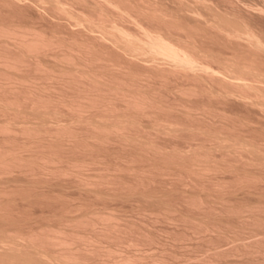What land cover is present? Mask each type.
<instances>
[{
	"label": "bare ground",
	"instance_id": "1",
	"mask_svg": "<svg viewBox=\"0 0 264 264\" xmlns=\"http://www.w3.org/2000/svg\"><path fill=\"white\" fill-rule=\"evenodd\" d=\"M261 121H264L263 0H0V264H174L175 261H172L173 263L170 262L169 259H167L168 255H165L166 253L173 255L174 252L162 249L163 252L160 253L159 250V254H155V251H153V253H151L152 256H149L148 253L150 254V252H147L146 255L150 257L148 258L144 254L146 251L143 253L142 249H140V245H143V242L148 238V233L145 232L146 229L143 231L142 227L143 223L144 225L147 224H145L144 221L143 223L140 221L143 218L140 220L136 218L142 225H137L136 222L133 224L131 223L133 222V218L131 219L129 217V219L126 220L128 217L118 212L119 210L121 211V205L117 208L108 207L105 206L108 204L107 200L105 199L103 202V199H100L101 197L109 198V204H111L110 202L112 200H110V198L118 199V197H120L123 198V202L125 199H132L131 196H129L130 193L122 195L125 189L124 186H126L125 184H130V182H125L126 180L123 179L125 171L122 173L123 170H120L122 168L115 166L116 163L111 160V157V163H115L113 166H115V170L118 168L119 172H113L112 169L105 170V168L110 166V163L106 165L108 167H106L105 164H103V166L101 165L102 161L106 160L108 163L109 160L101 159V157L104 158V156L99 154V152H101L100 150H105L106 146L110 148V146H112L109 145L111 141L110 144H114V146L116 142H120L119 145L121 144V147L123 144L124 147L126 146L125 144H127L124 148L125 151L119 149L114 150H119V155H121V153L124 154L122 156L116 155L117 158L120 157L123 159V157L127 155L125 152L129 146L128 144H132V146L133 144L134 146L136 145L137 148H140L142 151L144 150L143 152L149 151L147 154L151 152L154 157H156L155 154L159 155V157L157 156L159 159H152L150 155H143L134 147L132 149L137 150L138 153L140 152L139 154L140 156L142 155V159L132 157L133 150L131 151L130 146L128 149L129 152H127L131 153L129 154V157L131 155V161L133 158H135V161L137 159L141 161L144 158L143 156H149L151 157L148 158L149 161L150 159L153 162H158L157 160H159L163 163L162 160L165 159L163 156L166 157V161L171 162L170 160H172L171 158L173 157L179 159L176 155H182L183 157L186 155L188 159L181 156L183 160L181 158L179 160L182 161L180 162L181 164H184L186 159L188 160L186 162L187 165L185 164V168L188 166L187 170L183 168V165V167L181 166L180 168V163L178 164L179 161L175 163V159L172 160L173 162L171 163L178 165L181 170L184 169V173L187 172V175L189 172L188 170L191 169L189 173H192L194 177L197 176L196 179H193L191 174H189L188 176L193 180L198 179V175L195 172L199 173V178L204 181L205 177L203 175L208 177L212 173L209 171L210 168H212L211 171L213 170V173L215 169H220L222 164L226 166V168H224L225 166L222 167L224 169H227V166L229 170H231L230 167L235 169L236 166L234 167L233 162L237 164L240 160L238 158L237 162H224L223 160H225L226 157L229 159L228 154L236 157L241 156L242 160L246 158L244 163L255 164V167L252 165L255 169L257 168V164L262 167L264 166V149H262L264 145H261L262 138L264 137L262 135L264 134H257V132H264V128L262 129L264 123L262 124ZM256 123L262 125L261 131L254 129L256 131L255 135L257 134L260 138L254 136V133L248 135H253L256 140L257 138L259 140L261 139L260 143L255 139L254 141V137L248 139V137L244 136L245 132L241 130L244 134L242 136L240 131L241 127L242 129H244L243 127L249 128ZM260 124L259 126H261ZM254 127L259 128L258 124L257 126L254 125ZM252 129L250 130L252 131ZM235 130L236 133H240L236 134ZM254 130L253 132H255ZM246 131L248 130L246 129ZM163 138H166L167 142L170 138H173V141L174 138L176 141L177 138H182L181 141L186 140L187 145L184 144L185 146L183 147L182 144L180 146V144H177L175 141L173 142L174 145L171 144V147L170 142H168L170 148H167L165 144L168 143H165L166 140ZM156 139L164 140L163 143H165V146L162 145V143L158 144L159 142H157L158 140ZM197 140L201 142L198 143ZM112 141L114 143H112ZM103 144H105V146ZM175 144H177V147H173ZM100 145L103 146L101 147ZM119 145L115 147L118 148ZM67 146L68 148L70 147L71 150L68 149L69 151H66ZM94 146L101 147H98L100 150L97 152V156H100L98 158L95 156L97 159L102 160L101 162L94 161L96 159L95 157V159L93 157L89 158L90 161L87 159L88 154L86 153H89L91 150L89 152L86 151L92 149ZM60 148L61 152H69L72 156L76 154L73 158L70 154V156L65 158V155L68 154L65 152L64 156L63 153L60 154L61 152L59 153L58 151ZM73 148L80 150H75ZM95 148L92 150L96 155L95 150L97 148ZM109 148L108 151L105 150V153L107 151L109 155H111L113 153H110ZM112 149L113 146L111 150ZM73 150L75 153H73ZM81 150H84L83 152L85 153H82ZM217 150L223 152V156L221 155L222 157L227 154L226 157L219 159ZM77 151H79V154L81 153L80 155H85L87 158H84V156L80 158ZM93 153L91 151V154ZM212 153L215 154V157H213ZM244 153L245 155L250 154V158L247 156H245V158L242 157ZM77 154L79 158H77ZM113 155L114 158H116L115 154ZM217 155L218 157H216ZM88 156L92 155L89 153ZM136 156H138V154ZM160 156H162V159ZM167 156L169 158H167ZM234 156L231 160L237 159ZM126 157L128 160L125 157L124 160H127L126 162L129 163L130 159L128 155ZM117 158L113 160L118 162ZM218 159L224 163L221 162L222 164H220V162L217 161ZM134 160L131 162V167L129 165L130 163H123L125 166L129 165L131 170L133 168L135 170L138 168H132V166H134ZM165 160L163 161L166 165ZM140 161L137 162L142 164ZM147 161L146 163H148ZM90 162H96V165L94 163L95 167L98 166L100 162L99 165L102 166L99 169L100 173L99 170H97L99 167H96L98 174H95L97 172L94 169H91L93 170L91 172H94V174H91V167L88 168L87 166ZM106 162L104 161L103 163ZM143 162L144 165H146L144 160ZM120 163L121 162L117 164L122 166ZM139 163L138 167L141 166ZM151 164L149 165L151 166ZM238 164H242V161L240 163L238 162ZM246 164H243L245 165L243 166L245 170L237 167L245 171V173H243L244 176L248 170ZM144 165L143 168H145ZM149 165H147V167ZM173 165L171 164V166ZM86 166L89 170L85 173L84 170L87 169ZM113 166L111 164L110 167L113 168ZM167 166L170 165L167 163ZM248 166L250 167V165ZM122 167L123 169L125 168L124 166ZM156 167H159V164L155 166V169ZM102 168L107 172L110 170L118 176L115 175L116 177H113L114 175L110 172L111 176L107 172V174H103L105 171L102 170ZM127 168L128 167H126L125 170H128ZM149 168L152 169V166L148 167L146 171H143V169L137 172L143 171L146 175ZM165 168L167 169L168 167L165 166L163 169L160 165L159 171L165 173ZM263 168L261 171H258L261 168L256 169L258 173L260 172V175H257L258 173L256 170L253 172L257 174H251L252 171L248 170L252 176L245 177L249 179L252 177L253 182L256 179L259 180L262 177L261 174L263 175L264 173ZM162 169L165 171L163 172ZM168 169V171L172 173L173 170H175L174 168H172L173 170L171 171L170 168ZM177 169L178 168H176L174 173H176ZM156 170L158 171V168ZM192 170L193 172H191ZM236 170V173H234L233 170H231L233 173L231 171L229 173L236 177L234 174L241 172L240 170H237L239 172ZM88 172L90 174H88ZM117 172L122 174H120L121 177ZM128 172L126 173L128 174ZM130 172L133 173L134 171ZM137 172L134 173L136 174ZM221 172L218 170V173ZM249 172L247 174H249ZM143 173H139V175L138 173L137 175L131 174L129 176L140 177L141 174L143 177ZM158 173L159 172H157V174ZM180 173H183V171H180ZM152 174L154 175V173L146 176L144 175L143 179L140 177L142 179L140 184L144 182V178L147 181L145 184L148 183V180H150L152 176L148 179L146 177ZM157 174L153 177L156 178L155 176H157ZM159 175H161V173ZM211 175L210 177H212ZM72 176L76 177V182H71L72 184H70L69 181H75ZM127 176L128 175H126V177ZM183 176L185 175L183 174ZM215 176L222 182V179L217 177V175ZM215 176L213 175V178ZM55 177H59L60 179L61 177H64V179H66V177H71V180H62V182H69V185H65L66 183L56 184L59 182L54 184V180L57 179ZM118 177L120 181L123 180L122 183H124L123 189L120 191L117 190L118 187L120 189V186H122L119 184L121 182L117 179ZM131 177H127V180L129 181V178L132 179ZM168 177L169 176H166V178ZM202 177H204V179ZM49 178L53 179L50 180ZM108 178H110L111 182V185L107 184L109 187L112 186L114 179H116L115 181L118 180V187L115 189L113 186L116 184L114 185L113 183L111 188L107 186L108 190L103 192L106 186L102 184L108 182ZM136 178L138 180V177ZM208 178L204 181L206 184L210 182ZM236 178H240L239 175ZM262 178L261 181H264V175ZM218 179L216 181L217 183H219ZM249 179H246L245 182L241 179V184L251 182ZM48 180H53V182L48 183ZM199 180L198 182L201 183L202 186L203 182ZM210 180L213 181L214 179L211 178ZM258 180L256 181L258 182ZM130 181L132 182V180ZM151 181L153 180L149 182ZM224 181L223 179V182ZM232 181L234 184L238 179H235V181L233 179ZM232 181L228 182L232 183ZM133 182L136 184L135 177L133 178ZM216 182H211L209 184L214 185ZM220 183L219 185L221 187L222 184ZM237 183H240V181ZM262 183L264 182H261V184ZM99 184L101 185V189L102 186H104L103 190L95 186H100ZM134 184L132 183L133 186ZM132 185L130 186L133 187ZM216 185L219 186L218 184ZM224 185L225 183L223 186ZM176 187L177 186H175V188ZM220 187L217 188L221 189L222 187ZM98 188L101 191L97 190ZM113 188L116 190L115 195L112 193L114 192ZM21 189H23V191L28 190L29 192L24 191L23 193ZM110 189H113V191ZM146 189L144 188V190ZM186 189L188 188L186 187ZM129 190L130 189H125L126 192H130ZM137 190L139 189L137 188ZM134 191H136V189ZM14 192L18 194H16L17 198L21 197L20 199H22V201L27 200L26 202L29 204L26 206L28 208L33 202L31 199L37 197L35 196L33 198L32 195L35 194L40 195V197L43 196L42 200H45L48 196L49 198H60L63 200L64 206L68 204H65L64 201L69 200V198L80 200V198L83 197L81 201L88 203V201L86 202L88 198L84 197L86 194L87 196L89 195V200L92 195L99 199L97 200L93 197L92 201H89V203L95 204V206L90 204L91 207H89L90 205H85L84 202L83 205L78 201L82 208L83 206L87 208L86 210L83 209L84 211L81 212L79 210L80 205L76 204V206H74L76 201H73L74 205L72 202V204H68L73 205V210L70 205V209L67 208L68 210L65 209V211L61 212L62 214L59 213L60 215H57L58 219L55 215L52 216L57 220H54L56 222L52 221L54 223H51V221H49V223L44 222V220L46 221V212L45 216H41V213H38L39 215L35 214L34 216L32 211L33 207L29 210L32 211V214H30L29 211H26L27 213L23 211L19 212L22 209H18V205L15 201L19 203L17 200L20 199H14L16 197L13 194ZM20 192H22L21 194H26V198H24V195V197L21 196ZM118 192H120L121 195L116 196ZM27 193L29 194L27 195ZM190 193L191 192H189V195ZM258 193H255L254 197L256 196L257 198L258 195L263 196V194ZM146 194L145 195L148 196V192ZM184 194L188 195V193H183L181 196H183L182 198L187 203L189 202L188 199H191L190 204L192 208L194 205H199V207L202 206L201 203L204 206L206 203V209L210 206V202H208L209 206L207 205L206 198L204 200L202 199L205 195L199 197V194L197 197L203 200L204 203L195 197L198 195V192L196 195L195 193L193 195L195 199H197L196 201L194 198H189L192 197L193 193L188 197L186 195L185 197ZM12 195L14 196L12 197ZM79 195H82V197H79ZM133 195L135 194H132L135 200V196ZM145 195L143 194V196H140H142V199L149 197H144ZM155 195L157 194L155 193ZM158 195L157 199L153 196L156 201L160 199ZM168 195L170 194L168 193ZM28 196L31 202L28 201ZM262 196L259 197L263 198L264 196ZM49 198H46V200L51 201L53 199L51 198L48 200ZM84 198H86V200H84ZM151 198L149 197L148 200H154L153 198L151 200ZM177 198L178 197H176V199ZM227 198L228 197L225 199L227 200ZM38 199L41 198L38 196ZM133 199L129 201H134ZM257 199L256 203L258 201ZM96 200L99 203L101 201V204L104 206L100 205V207H96V204H98L95 203ZM116 200L115 202H117ZM141 200H139V202L135 200L136 204L139 203L142 205L141 203H143L142 206H144L146 199L145 201L143 200V202H140ZM261 201L262 199H260V202ZM38 202L39 201L36 203ZM105 202H107V204ZM118 202L120 203V201ZM220 202L222 203V201ZM253 202L255 203V201ZM10 203L15 205V207L13 205V207L9 206L11 205ZM22 203L24 204L25 202ZM187 203H185V205ZM252 203H250L251 206L248 205L249 203L246 204V206L253 207ZM213 204L214 202H212V206H210V208H212H209L210 210L213 209ZM259 204L262 203L258 202L257 206H259ZM58 205H61L62 208L64 207L62 203ZM131 205L134 206L133 202ZM170 205L164 204V206H168V208H164L161 204L160 208L161 206L163 207L162 212L163 209L164 212H168L170 210L169 207L171 208ZM180 205L179 207L183 208ZM263 205L261 206L263 207ZM40 206L41 205H39V208ZM47 206L49 207V205ZM123 206L124 204L121 207ZM19 207H21V205ZM202 207H200L201 212L204 211ZM233 207L235 206L233 205ZM11 208L18 209V212H15L14 209L12 210ZM55 208L61 211L59 207ZM64 208H66V206ZM82 208L80 209L82 210ZM136 208L138 209V206ZM143 208L139 207V209L144 210ZM177 208L178 207L175 209ZM200 208L198 209L199 211ZM244 208L246 210L247 207ZM259 208L257 207L258 210ZM41 209L40 210L43 211L44 208ZM166 209L168 210L166 211ZM236 209L240 211L241 207L240 209L238 207ZM257 209H255V211ZM47 210L49 211L50 209ZM74 210L78 212H74ZM249 210L255 212L252 208ZM249 210L247 211L248 213ZM262 210L264 212L263 208ZM34 211L36 213V210ZM71 211L74 212V215ZM257 211L256 214L259 213L260 215V211H258V213ZM13 212H15L14 214H16V216H13ZM206 212L208 211H205V213ZM178 213L176 212V215ZM165 214L166 213H164V215ZM173 215L175 214L173 213ZM253 215L255 216L254 213ZM259 215L257 216L258 219L260 217ZM263 215L260 217L262 220ZM38 216H41L40 218L44 220L40 221ZM139 216L143 217L141 215H138V217ZM160 216L163 215L160 213ZM186 216H184V218ZM215 216H217V214ZM252 216H250V219ZM48 217L47 221L52 220L51 216L49 217L50 219H48ZM230 217L232 216L228 218ZM195 218L197 217L190 218L187 216L185 221L187 219L189 222H186L191 223ZM201 218H203V216ZM201 218H199L200 221ZM130 219L131 222H129ZM190 219L193 220L190 222ZM206 219L205 220L208 221L207 224H209V222H211L209 221L210 219ZM181 220H183V218ZM195 220L192 223H195V226L196 224L200 225V223H196L198 221ZM202 222H204V220ZM202 222V227H198L203 230ZM205 223L204 227L207 228L209 225L207 226ZM214 223L217 224V222ZM258 224H260V221ZM133 225L137 226L133 227ZM213 225L215 224L210 225L212 228H207L208 231L209 229L213 230V228H215ZM189 226L193 228L192 225ZM84 227H87L89 230H86ZM224 229H226V227L223 228V230ZM200 230L201 229H199V232L201 233ZM245 231L246 230H244V232ZM144 232L147 238L142 240V238L146 237ZM151 232H153V230ZM125 234H127V238L124 237L127 240V244L123 242L124 245H126H123V248L133 246L132 250L129 249L131 247H128L129 250L126 248L125 250L121 245L119 246L117 244L116 238L126 236ZM262 235H264V232ZM262 235L259 237H262ZM122 237H120L119 240L124 239ZM259 237L257 239L253 237L252 241L249 239V243L255 242L256 240L258 241L257 243H259ZM151 238H154V236H151ZM261 239H264V237ZM115 241L116 243H114ZM246 241L245 243L241 240L237 242L238 244H240L239 242H241V244L244 243L247 247L249 244ZM260 242L262 243V241ZM118 243L123 244L120 243V241H118ZM257 243L256 246L254 243V246L249 245L250 247H255V250L249 248V246V249L247 248L249 251L252 250V253L255 251L256 253L254 255L256 256L260 254V252H263V250L260 251L261 246ZM209 244H211V241ZM232 244L234 246V243ZM231 246L232 245L229 247L232 250L227 249L228 247L226 246L227 253L230 255L224 254L225 257L227 258L232 254H234V258L238 256L242 257L239 254L242 250L237 251V249L241 248L237 245L234 246L236 248ZM262 246H264V244ZM163 247L164 245L161 248ZM216 247H214L215 249H213V251L216 250ZM243 247V251L246 252L247 249L245 248L244 250ZM233 249L236 250L233 251ZM261 249H264V247ZM219 250L221 253L222 248L217 249V251ZM226 250L224 248V252L222 253H226ZM156 253H158V251ZM176 253H174V255H176ZM218 253L219 252L216 254ZM210 254L216 256L215 252ZM210 254L208 253L207 257L204 254L202 259L205 257L208 261ZM243 254V256H247L245 253ZM246 254H248V252ZM250 254L251 251L248 255L253 259L254 255L252 254L253 257H251ZM220 255L222 256V254ZM220 255L218 256L219 259L221 257ZM183 257L181 258L180 256L178 258H180L179 260L184 259L183 263L186 264L188 261ZM240 257L238 258L240 259ZM187 258L190 260V256ZM215 258H217V256ZM230 258L231 257H229V259ZM199 259H201V257ZM199 259H196L198 260L196 262L199 263ZM204 259L203 261H206ZM209 260L212 259L209 258ZM190 261L188 264L191 263ZM213 261H211L212 264H217L219 262L216 263ZM179 262L175 264H180L181 262ZM230 262L227 264H230ZM208 263L210 264V261Z\"/></svg>",
	"mask_w": 264,
	"mask_h": 264
},
{
	"label": "rangeland",
	"instance_id": "2",
	"mask_svg": "<svg viewBox=\"0 0 264 264\" xmlns=\"http://www.w3.org/2000/svg\"><path fill=\"white\" fill-rule=\"evenodd\" d=\"M263 1H264V0H263ZM261 122H262V124L264 123V121H261ZM257 124H258V127H259V128H257V127L255 128V127H254V125L257 126ZM259 124H260V123H256V124L252 125V126H253V129H252V126H250L249 128L252 129V131H251L249 128H247V127H243L244 129H242V127H241V128H240V131L242 130L243 132H245V133H244L245 135H244V134L242 133V131H241V133H242L241 135H242V136L244 135V136L248 137V139H250V138L252 139V137H254V136L260 138L257 134H259V133H261V134L263 133V134H264V132L261 131V127H262V125L260 124L261 126H259ZM245 128H246L248 131H246ZM263 128H264V126L262 127V129H263ZM254 129H256L257 131H261V132H257V134L255 135L256 131H255ZM259 129H260V130H259ZM244 130H245V131H244ZM249 130H250V131H249ZM253 130H254L255 132H253ZM237 131H239V130H237ZM263 131H264V129H263ZM78 132H79V131H78ZM235 133H236V130H235ZM238 133H240V132H237L236 134H238ZM246 133H247V135H246ZM253 133H254V136H253V135L249 136L250 134H253ZM78 134H79V133H78ZM248 134H249V135H248ZM261 134H260V135H261ZM262 136H264V135H262ZM258 138H257V140H256V138L254 137L253 140L255 139L256 141H258V143H260L261 139L259 140ZM263 138H264V137H263ZM263 138H262L261 145H262V144L264 145V143H263V142H264V141H263L264 139H263ZM158 139H159V138H158ZM158 139H156V140H158ZM161 139H162V138H161ZM163 139L166 140V138H163ZM168 139H169V138H168ZM179 140L181 141L182 138H181V139H178V138H177V141L175 140V138H174V141H173V138H172V139L170 138V140H169L168 142H170V146H171V147H172V145H174L173 142H175V141L177 142V144H180V146H181V144H182L183 147H184L185 145H187L186 140L181 141V142H183V143H181ZM198 140H199V139H198ZM198 140H197V141H198ZM255 140H254V141H255ZM163 141H164V140H158L157 142H159L158 144L162 143V145H164L165 143H168L167 140L165 141V143H163ZM193 141H196V140H193ZM193 141H192V142H193ZM171 142H172V143H171ZM179 142H180V143H179ZM199 142H201V141H198V143H199ZM107 143H108V142H107ZM107 143H105V144H107ZM110 143H111V141H110ZM110 143H109V145H112V146H113V149H112L113 151L111 150L112 146H110V148H109V146H106V147H105V150L108 151V148H109L110 153L112 152L113 154H115V157H116V158H117L116 155H118V156H122V155H124V154H122V153H121V155H119L118 152H119V150H121V151H122V150L125 151L124 148L127 146V144H125V145H126L125 147L123 146L124 144H123L122 147H121V144L119 145L120 142H119V143L116 142V143H115V146H117V145L120 146V147L118 146V148H116V147L114 146V144H110ZM112 143H114V142L112 141ZM194 143H197V142H194ZM205 143H208V142H205ZM105 144H103V145L105 146ZM171 144H172V145H171ZM177 144H175V146H173V147H177V146H176ZM184 144H185V145H184ZM103 145H102V146H103ZM128 145H129L128 148H127V151H128V152H129L128 149L130 148V146H131L130 149H131V151L133 150V151H132L133 153H135V151H136L135 154L132 153V155H133L132 157H137V158H139V159H142V155L140 156V154H139L140 152H141L143 155H144V154H145V155H150V156L152 157V159H154V158L157 159V158L159 157L158 154H155L156 157L152 156L153 153H151V152H150V154H147V153H149V151H148V152L145 151L146 153L143 152L144 150L142 151L140 148H137L136 145L134 146V144H133V146H132V144H128ZM165 145H167V146H166L167 148H168V147L170 148L169 143H168V144H165ZM165 145H164V146H165ZM261 145H260V146H261ZM100 146H101V145H100ZM102 146H101V147H102ZM95 147L98 149L99 146H94L92 149L94 150ZM101 147H99V148H101ZM134 147H136V149H138V151H140V152L138 153L137 150L132 149V148H134ZM263 147H264V146H263ZM96 148H95V149H96ZM103 148H104V147H103ZM114 148H115V149H114ZM122 148H123V149H122ZM64 149H65V147H64ZM68 149H70V147L68 148V146H67L66 151H67ZM73 149H75V150H80V149H76V148H73ZM92 149H89L88 151L85 150V151H86V152H89V151L91 150L92 153H93L94 151H93ZM97 149L95 150V151H96V152H95L96 155H95L94 153H93L94 155L91 154V151H90L89 153H90V155H92V156H88L89 153H86V154H88V155H87L88 158L85 157V155H83L84 158L89 159V158H91V157L94 158L95 156H97V155H98L97 152H99V150H100V149H98V150H97ZM116 149H119V150H118V151H114V150H116ZM262 149H264V148H262ZM62 150H63V148H62ZM70 150H71V149H70ZM105 150H104V149H103V150H100V151H101L102 153H104L105 155L102 154L101 152H99V154H100L101 156H104V158L101 157L102 160H103V159H108V160H109L108 163L106 162V160H104L106 163H103L104 161L97 159L100 155L97 156V158L95 157L96 159L94 158V159H95L94 161H96V162H97V161H100V162L102 161V163H101L102 166H103V164H105V166H106V165H108L109 163H110V164H109L110 166H111V164H112V166H113V164L116 163L115 166H117V167L119 166L118 168L121 167L122 169H120V170H123V172H122V171H120V172H122V173H124V171H125V173L128 172L129 168H130L131 165H132L131 162L135 159V158H133L132 161H131V159H130L131 155H130V157H129V154H131V153H128L127 151L125 152V154H127V155H128V158L130 159V160H129V161H130V162H129L130 164H129L128 162H126V161L128 160L127 157H126L127 155L124 156L127 160H124V157H123V159H121L120 157H118V158H117V159H118V162H116V160H113V159H116V158H114V155H113V154L109 155V152H107V151H106V153H107V154H106V153H105ZM58 151H59V153H60V152H61V148H60ZM68 151H69V150H68ZM81 151H82V150H81ZM81 151H80V152H81ZM83 151H84V150H83ZM83 151H82V153H85V152H83ZM103 151H104V152H103ZM131 151H130V152H131ZM217 151H218V150H217ZM64 152H65V151H62L60 154L63 153V156H64L65 153L68 154V155H65V158H67V156H70V155H71L69 152H68V153H67V152L64 153ZM70 152H71V151H70ZM78 152H79V151H77V153H78ZM116 152H117V154H116ZM215 152H216V151H215ZM215 152H213V153H215ZM73 153H75L74 150H73ZM123 153H124V152H123ZM213 153H212V154H213ZM218 153H219V154H218ZM218 153H215V154H218V155H219V157H218V155L216 156V157H218L219 159H220V158H225L226 155H227V154L225 153L226 155H225L224 157H222V156H223V154H222L223 152L218 151ZM220 153H221V154H220ZM69 154H70V155H69ZM75 154H76V153H75ZM75 154H73V156H74ZM78 154H79V153H78ZM78 154H77V155H78ZM80 154H81V153H80ZM80 154H79V155H80ZM137 154H138V156H136ZM215 154H213V157H215V156H214ZM246 154H247V153H246ZM77 155H76V156H77ZM79 155L77 156V158H79ZM221 155H222V156H221ZM228 155H229V159H228V157H226L227 160H226V159L223 160L224 162H225V161H226V162H230V163H232L233 161H236V162H237V161H238V158H239V160H240V161H238L239 163L242 161V164H238V162H237V164H236L235 162H233L234 167H235V166H236V167H235V169H232V168L230 167V169L233 170L234 173H236L235 170H236L237 167L243 168V166H245V165H243V164H246V163H244V160L246 159L245 156H247L248 158H250V154H248V155H249V156H248V155H245V153H244V156L242 155V157H244L245 159L242 160V159H241V156H240V157H236V156L233 155V156H234L235 158H237V159H235V160L232 159V160H231V158H232L233 156H231L230 154H228ZM71 156H72V155H71ZM73 156H72V158H73ZM83 156L80 155V158H83ZM139 156H140L141 158H140ZM157 156H158V157H157ZM162 156H163V155H162ZM162 156H160L161 159H162ZM176 156H177L179 159L181 158L182 160H183V158H187V159H188V156H186V155H185L184 157H183L182 155H176ZM179 156H180V157H179ZM181 156H182L183 158H182ZM230 156H231V158H230ZM110 157H111L112 159H111ZM143 157H144L143 160L145 161V164H146V165H144L143 160H141V161H140L139 159H137L136 161L134 160V162H133V165H134V166H132V168H133V167H136V168H138V169H135V170H134V168H133V169L131 170V168H130V171H132V172H133V171H134V172H137L138 170H143V169H144L143 171H146V169L148 170V167H151V166H152V169L149 168V171H151V172L148 171V173H147L146 175H149V174H151V173H154V175H155V174H157V172H159V173L157 174V176H159V177L155 176L156 178H154V177H153L154 175L152 174V175H150V176H147L146 178L148 179L149 177L152 176V178H151L150 180H153V181L149 182L150 180H148V183L145 184V182H147V181H146V179L144 178V182H141V184H140V181H142V179H143V177H144V175H145V173H143V171H141V172H137L138 175H139V173H143V174H144L143 177H142V175L140 174V177H142V179H141L139 176H132V177L129 176V175H131V174H132V175L135 174L134 172L131 173V172L129 171L130 174H129V172H128V174H127V173H126V174L124 173L125 176H124V174H123V179L126 180L125 182H130V184L128 183L129 185L126 183V184H125L126 186H124V187H125L126 190H127V189H130V190H129L130 192L127 191V192H128V193H127V192L125 191V189H124V192H123V191H121V192L126 193V194H123V193H122V195H127V194L130 193L129 196H131V198L133 199L132 194H135V195H133V196H135V200L139 202V200L142 199L143 194L145 195L147 192H148V196H149L150 198H151V196H152V198H153V196L155 195V193H156L157 195H158V193H159L158 196L160 197V199H158V200H159L160 202H159L158 200H157V201L155 200V199L158 198L157 195L154 196V197H156L155 199L153 198L154 200H152V198H151L152 201L148 200L149 197L146 196L147 194H146L144 197H148V198H143V199L140 201V202H143V200L145 201V199H146V201H145L146 203H144V206H142L143 203H141L142 205H140L139 203L136 204V201H135L134 199H133L134 201H129V200H132V199H128V200L125 199V201H124L125 203H124V202H123V198L118 197V199L120 198L119 200H118L117 198H116L117 200H116L115 198H110V200H111V199L113 200V201L111 200V202H110L111 204H109V201H108L109 198H106V197L103 198V197H101L100 199H103V200H102L103 202H104V200L106 199L107 202H108V204H107V202H105V203L107 204V205H105V206L112 207V208H113V207H116V208H117V207H119L120 205L122 206V205L124 204L123 207L120 206V209H121L122 212H121L120 210H119L118 212H120V213L124 214L126 217H128V218L125 217L126 220L129 219V217H130L131 219L133 218V219H132L133 222H131V219H130V221H129V220H128V221L131 222V223H133V224H135V222H136V224L139 225V224H141V223H139L140 221H141L142 223H143V221H144L145 224H147V225H144V223H143L144 226H143L142 224H141V225H142V227H143V231H144L145 229L147 230V231L145 230V232L148 233V234L146 233V234L148 235V238H147V236L145 235V232H144V235H145L146 237H145V238H142V240H144V239H146V238H147V239H146V241H144V242L142 241V242H143V245L141 244V245H140L141 247L139 246L140 249H142L143 253H144V251H146V253H144L145 255L147 254V252H150V254L148 253V255H149V256H152L151 253H153V251H155V252H154L155 254H159V250H160V253H161V252H163L162 249H164V250L171 251V252H174V253L177 252L176 255H174V253H173L174 256H173L172 254H167V253L165 254L166 256L168 255V256H167V257H168L167 259H169L170 262H172V261L174 262V261H175V263H178L179 261H180L181 263H183V260H184V259L179 260L180 258H178V257L181 256V258H182V257L184 256V257H185V260L187 259V261H188L186 264H188L190 260H192V261H190V262H191L190 264H200V263H201V264H204V263L209 264V263H208L209 261H210V264H212L211 261H213V260H214L213 262H216V263L219 261V262H218L219 264H227V263H229L230 261H231L230 264H264V253H263V252H264V249H261V248L264 247V246H262V245L264 244V241H263L264 239H261L262 237H264V235H262L263 232H264V231H263V230H264V215H263L264 212H263V210H262V208L264 209V205H263V203H264V202H263V199H264V197H263V196H264V188H263V187H264V183L261 184V182H264V181H261V179H263L262 177H263L264 173L262 172L263 175L261 174L262 177H261V179H259L260 181H259L258 179H256V180H258V182H257L256 180H254V182H253V181H252V180H253L252 177H251L250 179L245 177V176H248V177L252 176V175H250V172H249L248 170H250V171H252V172H253V171L255 172L256 169H260V168H261L260 170H258V171H261L262 168H263L264 166L262 167V166H259V165L257 164V166H256L257 168L255 169V168H254V167H255V164H246L247 166L250 165V167L248 166L249 168L246 166V168L248 169V170L246 169V170H247V173L249 172V174L246 173L245 176H244L243 173H245V171H244L245 168H243L244 170H243V169L240 170V168H237V170H240V171H241V172H240V173H241V176H240V173H237V174L239 175L240 178H236V177H238V175H237V174H234V175H236V177H235V176H233V174L229 173V172L231 171V170H229V167L227 166V169H224V168H226V166H225L224 164L221 163V162H223V161H220V160L218 159L217 161L220 162V164H222L221 168H222L223 166H225V167L222 168V169H221V168H220V169L217 168V169L219 170V172H221V171H222V172H221V173H218V170L215 169L216 167L214 168V169H215V170H214V173H213V170L211 171L212 168H210L209 171L212 172L211 174H213L214 176L217 175V177H219L220 179H222V182H221V180H219L218 178H216V176L213 178V175L210 174V175L212 176V177H210V175H209V173H208V175H209L208 177H209L210 179L212 178V179H214V180L212 181V180H210L208 177H206L205 175H203V176L205 177V179L208 178V180L210 181V182H208V183L206 184V182H204V181H205L204 177H202V178L204 179V181H202V179L199 178V175H200L199 173L195 172V173L198 175V179H197V180H193V179H196L197 176L194 177V175H193L192 173H189L191 169L188 170V171H189V172H188V175L191 174V177H192L193 179H191V177H189V176L187 175V172H185L186 174L184 173V169H182V170L179 169V166H180V168H181L182 165L184 166V167H183V166H182V167L185 168V166L187 165L186 162L188 161L187 159H186V161H185L184 164H181V163H180V162H182L181 160H179V159H177V158H175V157H173V158L170 157L172 160L175 159V160H174V161H176L175 163H177V162L179 161L178 164H179V163L181 164V165L179 164V166H178V165H175L174 163H171V162H173V161L170 160V159H168V160H170L171 162L166 161L167 159H166L165 156H163V157H164L166 160H165V159H163V160L166 161V165H165V162H164L163 160H162L163 163H161V161H159V160H157L158 162H155V161L153 162V161H151V159H150L151 163L154 164V167H153V164H151L150 161L148 160V158H151V157H149V156H148V157H147V156H143ZM75 158H76V157H75ZM119 158H120V159H119ZM167 158H169V157L167 156ZM110 159H111L113 162H115V163H111L112 161H111ZM145 159H146V160H145ZM156 159H155V160H156ZM158 159H159V158H158ZM214 159H216V158H214ZM121 160H124V161H121ZM147 160H148V161H147ZM221 160H222V159H221ZM228 160H229V161H228ZM247 160H248V159H247ZM89 161H90V159H89ZM137 161L142 162V164H140V163L137 162ZM146 161H147L148 163H146ZM231 161H232V162H231ZM96 162H93V163L90 162V163L87 164L88 168L91 167V168H90V172L93 171V170H91V169L96 170V167H99V168H97V170H99V169L102 167L101 165H99L100 162H99L98 166L95 167V166H94V163H95V165H96V164H97ZM119 162H121L120 164H122V166L125 167L124 169H123L122 166L118 165ZM123 162L129 164L130 167H129V165H127V164H126L127 166H125V164H124ZM135 162H137V163H135ZM224 162H223V163H224ZM117 163H118V164H117ZM138 163L141 165V166L139 165L140 167H138ZM155 163H156L157 166H158V164H159V167H160V165H161V168H163V169H164L165 166L168 167V168H170V171L173 170L172 168H174L175 170H176V168H178V169H177L176 173H174L175 170H173V173H172V172H169V171H168V170H169L168 168H167V169L165 168L166 171L162 169L163 172L165 171V173H162V171H161V172L159 171V170H160L159 167H156V169L158 168V171L155 169V166H156ZM157 163H158V164H157ZM167 163H168V165H170V166H171V164H172V165L174 164V165L170 167V166H167ZM234 163H235V164H234ZM90 164H91V166H90ZM123 164H124V165H123ZM136 164H137V165H136ZM149 164H151V166H150ZM185 164H186V165H185ZM92 165H93V166H92ZM143 165H144L145 168H143ZM147 165H149V166L147 167ZM162 165H165V166H162ZM233 165H232V167H233ZM239 165H241V166H239ZM252 165H254V167H253ZM87 166H86V168H87ZM105 166H104V168H105ZM110 166H109V167L106 166V167H108V168H105V170L112 169L113 172L119 170L117 167H116L117 169L115 170V166H113V168L110 167ZM174 166H176V167H174ZM177 166H178V167H177ZM251 166H252V168H251ZM126 167H128V168H127L128 170H125ZM146 167H147V168H146ZM218 167H220V166H218ZM234 167H233V168H234ZM88 168L84 170L85 173H86V171L89 170ZM104 168H102V170H104ZM139 168H140V169H139ZM153 168H154V170H153ZM253 168H254V170H253ZM150 169H151V170H150ZM185 169L187 170V169H188V166H187V168H185ZM263 169H264V168H263ZM97 170H96V172H97ZM105 170H104V171H105ZM152 170H153V172H152ZM179 170H180L181 172L183 171V173H180ZM186 170H185V171H186ZM220 170H221V171H220ZM227 170H229V171H227ZM237 170H236V171H237ZM112 171L109 170V172L112 173V175H114L113 177L118 176V175L114 174ZM256 171H257V170H256ZM258 171H257V173H258ZM263 171H264V170H263ZM101 172H102V171H101ZM106 172H107V171L103 172V174L106 173ZM109 172H107V173L110 174ZM118 172H119V171H118ZM118 172H117V174H119V176L121 177L122 174H121V173H118ZM191 172H193V170H192ZM207 172H208V171H207ZM207 172H206V173H207ZM216 172H217V173H216ZM231 172H232V171H231ZM233 172H232V173H233ZM237 172H239V171H237ZM252 172H251V174H257V173H254V172L252 173ZM99 173H100V170H99ZM107 173H106V174H107ZM115 173H116V172H115ZM137 173H136L135 175H137ZM160 173H161V175H159ZM226 173H227L228 175H227ZM88 174H90V173L88 172ZM91 174H94V172H93V173L91 172ZM95 174H98V172L95 173ZM120 174H121V175H120ZM171 174H172V175H171ZM183 174H184L185 176H183ZM196 174H195V175H196ZM202 174H203V173H202ZM204 174H205V173H204ZM223 174H225V175H223ZM115 175H116V176H115ZM126 175H128L127 177H131L132 179L129 178V181H128ZM146 175H145V176H146ZM180 175H181L182 177H181ZM192 175H193V176H192ZM206 175H207V174H206ZM221 175H222V176H221ZM257 175H260V172H259ZM257 175H256V176H257ZM110 176H111V174H110ZM162 176H164V177H162ZM166 176H169V177H168L169 179L166 178ZM170 176H172V177H170ZM187 176H188L189 178H188ZM201 176H202V175H201ZM134 177H135V180H136L135 183H136V184L139 183L140 185H139V184H138V185L134 184V182H133V178H134ZM136 177H138L139 182H138V180H137ZM174 177H176V178H174ZM180 177H181L182 179H181ZM183 177H184V178H183ZM233 177H234V178H233ZM241 177H243V178H241ZM244 177H245L247 180L249 179V181H251V182H246V183L241 184V183H242L241 179L244 180L243 182L246 181V179H245ZM257 177H259V176H257ZM19 178H20V177H19ZM55 178H57L59 181H58L57 179L54 180L55 182H53V180H52V181H49V180H48V183H50V182L52 183V182H53V183L55 184L56 182H59V183H56V184H61V183H64V184H65V183H66L65 185H69V184H68L69 182H70V184H72L71 182H73V183L76 182V180H75L76 177H75V176H74V177L72 176L73 180H75V181H72V180H71V177H66V179H64V177H61V179H60L59 177H55ZM68 178H69V179H68ZM110 178H112V177H110ZM110 178H108L109 181L105 183L106 185H105V184H102V185L106 186V188H104V190H103V187H104V186H102V189H101V188H100V187H101L100 184H99L100 186H97V185H95V186H96V187H99L101 190H103V192H105L106 190H108V188H111V187L113 186V183H114V185L116 184L115 186H113V187H115V189H116V188L118 187V185H117V181L119 180V182H121V183H119V184H121L122 186H120V187H121L120 189H119V187H118L117 190L120 191V190L123 189V185H124V183H122L123 180L120 181V178H119V177L117 178V179H118L117 181H115L116 179L113 178L114 181H115L116 183L113 181L112 186L109 187V185H107V184H110V183H111V182H110ZM153 178H154V179H153ZM171 178H172V179H171ZM186 178H187V179H186ZM215 178H216V180H215ZM232 178L234 179V181H235V179H238V181H236V183L240 181V183H237L238 186H237V184H236L235 182H234V184H233V181H232L233 179H232ZM253 178H255V177H253ZM49 179L51 180V179H53V178H49ZM121 179H122V178H121ZM140 179H141V180H140ZM155 179H156V180H155ZM199 179L203 182V183H202V186H201V183L198 182ZM217 179H218L219 183L221 182L220 184H222V186H221L222 188L220 187L219 183L216 182ZM223 179H224L226 182H225V181L223 182ZM231 179H232V180H231ZM62 180H64V181H66V180H67V181H68V180H71V181H69V182H64V181H63V182H62ZM111 180H112V179H111ZM130 180H132V182H131ZM188 180H189V181H188ZM190 180H191L192 182H191ZM200 180H199V181H200ZM206 180H207V179H206ZM182 181H184V182H182ZM193 181H194V182H193ZM201 181H200V182H201ZM228 181H232V183H231V182H228ZM255 181H256V182H255ZM160 182H161L162 184H161ZM165 182H166V183H165ZM175 182H176V183H175ZM189 182H190V183H189ZM211 182H212V183H213V182H216V184H218L219 186H217L216 184H214V185L209 184V183H211ZM132 183L134 184V186L136 185V186H135L136 188L132 185ZM150 183H151V184H150ZM153 183H154V184H153ZM159 183H160L161 185H160ZM171 183H172V184H171ZM174 183H175V184H174ZM192 183H193V184H192ZM204 183H205V184H204ZM224 183H225V185H226L227 187H226L225 185L223 186ZM230 183H231V184H230ZM64 184H63V185H64ZM156 184L159 185V186H157ZM164 184H165V186H164ZM177 184H178V185H177ZM180 184H181V185H180ZM229 184H230V185H229ZM256 184H257V185H256ZM110 185H111V184H110ZM127 185H128V187H127ZM130 185H132V186L136 189V191H134L135 189H134L133 187H131ZM149 185H150V186H149ZM174 185L177 186V187L175 188ZM204 185H205V186H204ZM207 185H209V186H207ZM252 185H253V186H252ZM107 186H108V188H107ZM137 186H139V187H141V188H139V187H137ZM142 186H143V187H142ZM148 186H149V187H148ZM168 186H169V187H168ZM190 186H191V187H190ZM195 186H196V187H195ZM251 186H252V187H251ZM96 187H95V188H96ZM130 187H131V188H130ZM170 187H171L172 189H171ZM182 187H184V188H182ZM186 187H187L188 189H186ZM193 187H194V188H193ZM199 187H201V188H199ZM203 187H204V188H203ZM209 187H210V188H209ZM215 187H216V188H215ZM217 187H218V188L220 187L222 190H221V189H218ZM256 187H257V188H256ZM99 188H98L97 190H100ZM137 188H138L139 190H137ZM144 188H145V189L148 188V189L144 190ZM160 188H162V189H160ZM189 188H190V189H189ZM208 188H209V189H208ZM229 188H231V189H229ZM240 188H241V189H240ZM244 188H246V189H244ZM113 189H114V188H113ZM113 189H110V190L113 191ZM115 189H114V192H112L114 195L116 194V193H115V191H116ZM133 189H134V190H133ZM195 189H196V190H195ZM215 189H216V190H215ZM235 189H236V190H235ZM21 190H22V192L24 193L25 190H24V191H23V189H21ZM101 190H100V191H101ZM132 190H133L134 193H133V192L131 193ZM186 190H188V191H186ZM199 190H200V191H199ZM204 190H205V192H204ZM212 190H213L214 192H213ZM226 190H227V191H226ZM228 190H229V191H228ZM248 190H249V191H248ZM18 191H19V189H18ZM27 191H28V190H26L25 192H27ZM137 191H138V192H137ZM139 191H140L141 193H140ZM143 191H144L145 193H144ZM179 191H180V192H179ZM181 191H182V192H181ZM184 191H186V192L188 193V195L184 194V196L186 195L187 197H188V196H191V194L193 193V194H192V197H189V198H194V199H195V197L197 198V197L199 196V194H200L199 197L205 195L204 198L202 197V199H203V200H204L205 198L207 199L206 201H207V205H208V206H209V204H210V206H212V202H214V204H213V209H214V210H213V209L210 210V209L212 208V207L210 208V206L207 208V209H209V208H210V209L207 210V209H206V203H205L203 200H201L200 198H197V199H199V200H201L202 202L205 203V206H204V205L200 202L201 205L203 206V207H202V206H200V207H202V208H203L202 210H204V211L201 212V208L199 207V205H197V206L194 205V207L192 208V205L190 204V202H191L190 200H191V199H190V200L188 199V201H189L188 203L191 205V207H190V205H189L186 201H184V199L182 198L183 196H181V195H183V193H186V192H184ZM225 191H226V193L224 194ZM255 191H258L259 193H258V192H255ZM261 191H262V192H261ZM22 192H20V194H21ZM28 192H29V191H28ZM31 192H32V191H31ZM31 192H30V194H31ZM107 192H108V191H107ZM150 192H152V193H150ZM177 192H178V193H177ZM189 192H191L190 195H189ZM197 192H198V195L194 197V196H193L194 193H195V195H196ZM237 192H238L239 194H238ZM32 193H33V192H32ZM110 193H111V192H110ZM138 193H139V194H138ZM149 193H150V194H149ZM153 193H154V194H153ZM160 193H161L162 195H161ZM168 193H169L170 195H168ZM202 193H203V195H202ZM255 193H256V194H257V193H258V194H263V196H262V195H258L257 198H259V199H257L256 196L254 197ZM13 194L16 196L17 193L14 192ZM20 194H19V195H20ZM28 194H29V193H27V195H28ZM33 194H34V193H33ZM83 194H84V193H83ZM152 194H153V195H152ZM172 194H173V195H172ZM14 195H12V197H13ZM17 195H18V194H17ZM23 195H24V194H21V196H23ZM25 195H26V194H25ZM25 195H24V196H25ZM31 195H32V194H31ZM31 195H30V196H31ZM84 195H85V194H84ZM119 195H121L120 192H118V194H117L116 196H119ZM136 195H137V196H136ZM140 195H142V196H140ZM165 195H166V197H165ZM167 195H168V196H167ZM178 195H179L180 197H179ZM226 195H227V196H226ZM230 195H231V196H230ZM233 195H234V196H233ZM249 195H250V196H249ZM24 196H23V197H24ZM32 196H33V198H34L35 196H37V197H35V199H31L33 202L30 204L31 206L29 205V208L27 207L28 204H29L28 202H26L27 200H26V201H25V200L22 201V199H20L21 197H20V198H19V197L17 198V196L14 198L15 200H16V199H20V200H21V201H20V200H17V201H19V203L15 201V203L18 205V209H19V210L22 209V210H20L19 212H22V211H23V212L29 211L30 208L33 207V208H32V211H33L34 216H35V214H38V213H41V216H45L46 214L48 215V214H49V211H50V214H51V215L49 214L48 216H49V217L51 216L52 220H48V221H47V217H48V216L46 215V216H45L46 218L44 217V218L46 219V221L43 219L44 222H49V221H51V223L56 222L57 220H56L55 218H53L52 216L55 215L56 218L58 219L57 215L62 214L61 212L65 211V209H67V208L70 209V207L72 206L71 208H72V210H73V205H74V202H75V201H76V202H75V205H74V206H76V204H79V205H80V208H82L80 203L83 204V202H84L85 205H90V204H91L92 206H95V204L93 205L92 203H89V201H92V198H93L94 196L92 195V197H90V200H89V195L87 196V194H86L84 197L88 198V200H86V198H84V200H86V202L88 201V203H85V201H81V199L83 200V197H82V195H81V196L79 195V197H82V198H80V200H79V199H78V200H73L74 198H72V199L69 198L70 201H69V200H65V201H67V202L64 201L65 204H67V203L69 204V203H71V202L73 203V205H71L72 203L70 204L71 206L68 205V204L65 205L66 208H64L65 206L63 205V200L60 199V198H56V199H55L54 197H51V198H53V199H52L51 201H47L46 198H49V196H48V197L45 196V197H46L45 200H42V199H43V196L40 197V195H37V194L32 195ZM32 196H31V198H32ZM38 196H39V198H41V199H38ZM75 196H76V195H75ZM172 196H173V197H172ZM186 196H185V197H186ZM225 196L228 197L227 200L225 199V198H226ZM235 196H236V197H235ZM238 196H240V197H238ZM259 196H262L263 198H261V197H259ZM23 197H22V198H23ZM136 197H137V198H136ZM168 197H169V198H168ZM176 197H178V198L176 199ZM223 197H224L225 200L223 199ZM229 197H230V198H229ZM24 198H26V196H25ZM27 198H28V201L31 202L30 199H29L30 197L28 196ZM51 198H49L48 200H50ZM94 198L97 199V200L99 199V198H97V197H94ZM173 198H174L175 200H174ZM208 198H209V199H208ZM57 199H58V201H57ZM59 199H60V201H59ZM76 199H77V198H76ZM95 199H94V200H95ZM114 199H115L117 202L120 201V203L118 202V204H117V202H115ZM137 199H139V200H137ZM185 199H186V198H185ZM197 199H195V201H196ZM256 199L258 200L257 203H256ZM260 199H262L261 202H260ZM71 200H72V201H71ZM97 200H96V202L94 201L95 203H98V204H99V205L96 204V207H100V205H102V204H101L102 202L99 200V201H100V203H99ZM126 200L129 201V202H127ZM245 200H246V201H245ZM37 201H39V202L36 203ZM42 201H43V202H42ZM56 201H57V202H56ZM61 201H62V202H61ZM68 201H69V202H68ZM73 201H74V202H73ZM78 201H80V203H79ZM121 201H122L123 203H122ZM168 201H169V202H168ZM176 201H177V202H176ZM182 201H183V202H182ZM192 201H194V200H192ZM220 201H222V203H221ZM223 201H224V202H223ZM253 201H255V203H254ZM22 202H25V203H27V204H25V203L23 204ZM34 202H35V203H34ZM40 202H41V203H40ZM59 202L62 203V206H64L63 208L61 207V205H58V204H61V203H59ZM112 202H113V203H112ZM132 202H133V205H134V206L131 205ZM147 202H149V203H147ZM152 202H154V203H152ZM208 202H210V203L208 204ZM215 202H216V203H215ZM236 202H237V203H236ZM252 202H253V203H252ZM258 202H259V203H262V204H259V206H257ZM12 203H13V202H12ZM12 203H10L11 205H9V206H12V205H13ZM15 203H14V204H15ZM45 203H46L47 205H49V207H48ZM49 203H50V204H49ZM105 203H103V204H105ZM114 203H115L116 206L114 205ZM150 203H152V204H150ZM168 203H169V204H168ZM172 203H173V204H172ZM183 203H184V204H183ZM185 203H187V204L185 205ZM225 203H226V204H225ZM248 203H249V204H248ZM250 203H252V206H253V207H250V206H251ZM34 204H35V205H34ZM38 204L41 205L42 207L40 206V208H39V205H38ZM42 204H43V205H42ZM84 204H83V205H84ZM112 204H113V205H112ZM138 204H139L140 206H139ZM156 204H157V205H156ZM161 204H162V206H163L164 208H166V207L168 208V206L171 204V205H170L171 208L169 207V209H170L171 211L169 210V211H168L169 213H168V212H164V209H163V212L166 213V214L164 215V213L162 212V208H163V207L161 206V208H160V205H161ZM164 204H165V205H168V206H164ZM180 204H182V205H180ZM219 204H220V206H219ZM242 204H243V205H242ZM244 204H245V205H244ZM246 204H248V205H250V206L248 207V206H246ZM254 204H256V205H254ZM20 205H21V207H19ZM23 205H24V206H23ZM26 205H27V206H26ZM37 205H38V206H37ZM56 205H57V206H56ZM91 205H90L89 207H91ZM97 205H98V206H97ZM117 205H118V206H117ZM136 205L138 206V209L136 208V207H137ZM179 205L182 206L183 208L179 207ZM216 205H217V206H216ZM222 205H223V206H222ZM231 205H232V209H231ZM233 205H234L235 207H233ZM240 205H241V206H240ZM261 205H263V207H262ZM13 206L15 207V205H13ZM13 206H12V207H13ZM22 206H23V208H22ZM46 206H47V207H46ZM102 206H104V205H102ZM102 206H101V207H102ZM146 206H147V207H146ZM152 206H153V207H152ZM158 206H159V207H158ZM175 206L178 207L179 209H178V208L175 209V208H176ZM239 206L241 207V209H240ZM255 206H256V207H255ZM24 207H25V208H24ZM37 207H38V208H37ZM51 207H52V209H51ZM55 207H59L61 211H59V209H58V208H55ZM89 207H88V208H89ZM132 207H133V208H132ZM139 207H142V208L145 207V208H143L144 210H142V209H139ZM156 207H157V208H156ZM173 207H174V208H173ZM186 207H187L188 209H187ZM195 207H196V208H195ZM197 207L200 208V211L198 210L199 208H197ZM204 207H205V208H204ZM228 207H229V208H228ZM237 207L240 209V211H238V209H236ZM244 207H247L246 210H245ZM254 207H255V209H257V207H258V208L260 207L259 210L257 209L258 211H260V215H259V213H258L257 210H256V211H257L258 214H256V211H255ZM261 207H262V208H261ZM36 208H37V209H36ZM41 208H44L43 211H41V210H42ZM53 208H55L56 210L53 209ZM80 208H79L80 212H81V211H84V210L87 209V208L84 207V206H83L82 210H81ZM134 208H136V209H134ZM148 208H149V209H148ZM159 208L161 209V211H160ZM172 208H173L174 210H173ZM191 208H192V209H191ZM225 208H226V209H225ZM248 208H249V209L252 208L255 212L250 211ZM11 209H12V208H11ZM13 209H14V208H13ZM13 209H12V210H13ZM18 209H14V211H15V212H18ZM26 209H27V210H26ZM40 209H41V210H40ZM45 209H46V210H45ZM47 209H50V210L48 211ZM57 209H58V212H57ZM62 209H63V210H62ZM68 209H67V210H68ZM83 209H84V210H83ZM130 209H131V210H130ZM133 209H134V210H133ZM157 209H158V210H157ZM181 209H182V210H181ZM193 209H194V210H193ZM221 209H222L223 211H222ZM228 209H229V210H228ZM247 209L249 210V213L247 212V211H248ZM260 209H261V210H260ZM34 210H36V213H35ZM52 210H53V211H52ZM137 210H139V211H137ZM140 210H142V211H140ZM167 210H168V209H166V211H167ZM177 210H178V211H177ZM180 210H181V211H180ZM233 210H234V211H233ZM241 210H242V213H241ZM32 211H29L30 214H32ZM39 211H40V212H39ZM76 211H77V210H74V212H76ZM158 211H159V213H158ZM175 211H176L177 213L179 212V213L177 214L178 216L176 215V212H175ZM182 211H183V212H182ZM205 211H208V212L205 213ZM210 211H212V212H210ZM226 211H227V213H226ZM228 211H230V212H228ZM237 211H238V212H237ZM15 212H13V216H16V214H14ZM29 212H28V214H29ZM42 212H43V213H42ZM45 212H46V214H45ZM47 212H48V213H47ZM51 212H52V213H51ZM55 212H56V213H55ZM71 212H73V211H71ZM71 212H70V214H71ZM74 212L72 213L73 215H74ZM77 212H78V211H77ZM135 212H136V213H135ZM144 212H146V213H144ZM148 212H149V213H148ZM153 212H155V213H153ZM156 212H157V213H156ZM180 212H181V213H180ZM197 212H198V213H197ZM199 212H200V214H199ZM216 212H217V213H216ZM224 212H225V213H224ZM233 212H234V213H233ZM250 212L252 213V215H253V213H254L255 216H254V215L252 216ZM261 212H262L263 214H262ZM26 213H27V212H26ZM59 213H60V214H59ZM129 213H130V214H129ZM140 213H141V214H140ZM151 213H152V214H151ZM160 213H161V215H163V216H160ZM173 213H174L175 215H173ZM218 213H219V214H218ZM229 213H230V214H229ZM245 213H246V214H245ZM18 214H19V213H18ZM42 214H43V215H42ZM131 214H132V215H131ZM144 214H145V215H144ZM170 214H171L172 216H171ZM188 214H189V215H188ZM216 214H217V216H215ZM221 214H223V215H221ZM227 214H228V215H227ZM238 214H239V215H238ZM247 214H248V215H247ZM249 214H250V216H252L251 219H250ZM38 215H39V214H38ZM138 215H141V216H143V217H140V216L138 217ZM147 215H148V216H147ZM151 215H152V216H151ZM156 215L159 216V217H157ZM183 215H184V216L187 215V216H189L190 218H191V217H192V218L197 217L198 219L201 218V217L203 216V218H201V221H200V219H199V221H198V219L195 218V219L198 221V222H196V223H200V225H199V224H198V225L196 224V226H195V223H192L195 219H194V220H193V219H190V222H191V220H193V221L191 222L192 224H191V223H187V222H189V221H188L189 218H188V220L186 219V221H187V222H186V221H185V218H187V216L184 218ZM211 215H212V216H211ZM244 215H245V216H244ZM258 215H259L260 217H261V215H263V216H262V217H263V220L260 219V217H259V219H258V218H257ZM41 216H40V217H41ZM122 216H123V215H122ZM166 216H167V217H166ZM199 216H201V217H199ZM207 216H208V217H207ZM229 216H232V217L228 218ZM233 216H234V217H233ZM38 217H39V216H38ZM40 217H39L40 221H43L42 218H40ZM49 217H48V219H50ZM162 217H163V218H162ZM213 217H214V218H213ZM216 217H217V218H216ZM248 217H249V218H248ZM253 217H255V218H253ZM10 218H11V217H10ZM123 218H124V216H123ZM136 218L139 219V220L142 219V218H143V219L140 220V221H139V220L137 221ZM166 218H167V219H166ZM168 218H169V219H168ZM172 218H173V219H172ZM176 218H177V219H176ZM179 218H180V219H179ZM182 218H183V220H181ZM204 218H205V219H206V218H209L210 220H209V219H208V220L211 221V222H209V224H207L208 221H206L207 219L205 220ZM212 218H213V219H212ZM223 218H224V219H223ZM227 218H228V219H227ZM232 218H233V220H232ZM243 218H244V220H243ZM144 219H145V220H144ZM202 219L204 220V222H202V221H203ZM220 219H222V220H220ZM245 219H246V220H245ZM247 219H249V220H247ZM54 220H56V221H54ZM134 220H136V221H134ZM165 220H167V221H165ZM196 220H195V221H196ZM254 220H255V221H254ZM52 221H54V222H52ZM256 221H257V222H256ZM259 221H260V224H258ZM150 222H151V223H150ZM201 222H202V225H203V228H204L203 230H202V228H200V227H202V226H201ZM205 222H206V223H205ZM214 222H217V224L214 223ZM221 222H222V223H221ZM245 222H246V223H245ZM254 222H255V223H254ZM49 223H50V222H49ZM204 223H205L207 226L209 225V226H208L209 228H212L210 225L215 224V225H213V226H214L216 229L213 228V230H212V229H209V231H208V229H207L208 227H207V228L204 227ZM211 223H212V224H211ZM226 223H227V224H226ZM252 223H253V224H252ZM148 224H149V227H148ZM151 224H152V225H151ZM188 224H189V225H192L193 228L190 227ZM244 224H245V225H244ZM256 224H257V225H256ZM262 224H263V225H262ZM137 225H135V226L133 225V227H136ZM163 225H164V226H163ZM176 225H177V226H176ZM221 225H222V226H221ZM226 225H228V226H226ZM238 225H239V226H238ZM258 225H259V226H258ZM180 226H181V227H180ZM198 226H200V227H198ZM216 226H217V227H216ZM229 226H230V227H229ZM237 226H238V227H237ZM241 226H242V227H241ZM144 227H146V228H144ZM194 227H195V228H194ZM196 227H197V228H196ZM225 227H226V229L223 230V228H225ZM232 227H233V228H232ZM247 227H248V228H247ZM252 227H253V229H252ZM256 227H258V228H256ZM84 228H86V230H89L87 227H84ZM84 228H83V229H84ZM186 228H187V229H186ZM198 228L201 229V230H200L201 233L199 232V229H198ZM220 228H221L222 230H221ZM241 228H242V229H241ZM243 228H244V229H243ZM150 229H151V230H150ZM155 229H156V230H155ZM174 229H175V230H174ZM192 229H193V230H192ZM206 229H207V230H206ZM234 229H235V230H234ZM236 229H237V230H236ZM257 229H258V230H257ZM152 230H153V232H151ZM167 230H168V231H167ZM185 230H186V232H185ZM190 230H191V231H190ZM210 230H211V231H210ZM214 230L216 231V233H215ZM238 230H239V231H238ZM244 230H246V231L244 232ZM154 231H156V232H154ZM158 231H159V232H158ZM161 231H162V232H161ZM195 231H196V232H195ZM206 231H207V233H206ZM220 231H221V232H220ZM225 231H226V232H225ZM228 231H229V232H228ZM233 231H234V232H233ZM149 232H150L151 234H150ZM165 232H166V233H165ZM184 232H185V234H184ZM189 232H190V234H189ZM208 232H209V233H208ZM237 232H239V233H237ZM254 232H255V233H254ZM171 233H172V234H171ZM176 233H177V234H176ZM193 233H194V234H193ZM202 233H204V234H202ZM225 233H227V234H225ZM234 233L237 234V235H235ZM149 234H150V235H149ZM180 234H181V235H180ZM200 234H201L202 236H201ZM211 234H212V235H211ZM238 234H239V235H238ZM241 234H242V236H241ZM243 234H244V235H243ZM249 234H250V235H249ZM251 234H252V236H251ZM254 234H255V235H254ZM125 235H126V236H123V237L120 236V237H122V238L126 237V238H127V234H125ZM144 235H143V236H144ZM190 235H191V236H190ZM228 235H229V236H228ZM233 235H234V236H233ZM246 235H248V236H250V237H248V236H246ZM261 235H262V237H259V236H261ZM143 236H142V237H143ZM151 236H154V238H151ZM157 236H158V238H157ZM170 236H171V237H170ZM211 236H212V237H211ZM225 236H226V237H225ZM237 236H239V237H237ZM257 236L259 237V239H258V240H259V243H257V242H258L257 240H256L255 242H256L258 245L261 246V247L259 246V247H260V251L263 250V252H260V254H257V256H256V255H254L256 252L254 251V253H252L253 251L250 250V251H251V254H250L251 257H253L252 254L254 255V257H253V259H252V258H250L249 255H248V254L250 253V251H249L248 249H249V248L254 249L255 247L253 248V247H250V246H254V244H255V246H256V243H255V242H251V243H249V242H250L249 239H251V241H252L253 237H254L255 239H257V238H258ZM120 237H119V238H116V240H117V244H118L119 246L121 245V247L123 248L124 246H126V245H124V243L127 244V242H126L127 240L124 238L125 240H124V239H121V240H122V242H121V240H119ZM155 237H156V238H155ZM159 237H160V238H159ZM185 237H186V238H185ZM219 237H220V238H219ZM234 237H235V240H234ZM246 237H247V238H246ZM256 237H257V238H256ZM150 238H151V240H150ZM161 238H162V239H161ZM242 238H243V239H242ZM182 239H183V240H182ZM203 239H204V240H203ZM210 239H211V240H210ZM221 239H222V240H221ZM229 239H230V240H229ZM238 239H239V240H238ZM255 239H254V240H255ZM260 239H261V240H260ZM158 240H160V241H158ZM240 240H241V241H244V243H245V241L247 240L246 242H248V244H249L250 246L247 245V243H246V245H247V247H246V246L244 245V243L241 244V242H239L241 245H243V246H245V247L241 246V245L238 244V242H237V241H240ZM118 241H120V243H123V242H124V243H123V244H119ZM210 241H211V244H209ZM212 241H214L215 243L212 242ZM223 241H224V242H223ZM227 241H228V242H227ZM232 241H233V242H232ZM260 241H262L263 244H262ZM166 242H167V243H166ZM180 242H181V243H180ZM182 242H183V243H182ZM188 242H189V243H188ZM192 242H193V243H192ZM216 242H217V243H216ZM235 242H236V243H235ZM114 243H116V241H115ZM150 243H151V244H150ZM152 243H153V244H152ZM155 243H156V244H155ZM212 243H214V244H212ZM232 243H234V246L237 245V246H239V248H241V249H237V251H241V250H242L241 253H242V254L245 253V255H247V256H243L244 254L242 255L241 253H239V254L242 256V257L238 256V257H240V259H239L238 257H235V258H234V254H232L233 256L231 255V256H228V257L226 258L225 255H230V254L227 253L226 246L228 247L227 249L230 250L231 248H230L229 246H230V245L233 246ZM253 243H254V244H253ZM221 244H222V245H221ZM235 244H236V245H235ZM251 244H252V245H251ZM261 244H262V245H261ZM123 245H124V246H123ZM128 245H129V244H128ZM163 245H164V247L161 248ZM258 245H257V246H258ZM150 246H151V247H150ZM159 246H160V247H159ZM212 246H213V247H212ZM216 246H217V247H216ZM232 246H231V247H232ZM234 246H233V247H234ZM240 246H241V247H240ZM248 246H249V248H248ZM128 247H131V248H129V249L132 250V247H133V246H127V247H125V248H126L127 250H129ZM166 247H167V248H166ZM168 247H170V248H168ZM171 247H172V248H171ZM174 247H175V248H174ZM181 247H182V248H181ZM214 247H216V250H215V251H213V249H215ZM242 247L244 248V250H245V248H246V249L248 248L247 251L244 252L243 249H242ZM125 248H123V249H125ZM188 248H189V249H188ZM220 248H222V250H223V251L221 250V253H220V250L217 251V249H220ZM224 248H225L227 254H226V253H222V252H224ZM234 248H236V247H234ZM237 248H238V247H237ZM126 249H125V250H126ZM155 249H157V250H155ZM178 249H179V250H178ZM161 250H162V251H161ZM175 250H176V251H175ZM180 250H181V251H180ZM231 250H232V249H231ZM234 250H236V249H233V251H234ZM254 250H255V249H254ZM151 251H152V252H151ZM157 251H158V253H156ZM167 251H166V252H167ZM209 251H212V252H209ZM216 251L219 252L220 254H222V256H223L224 254H225V255L222 257L219 253L216 254V253H217ZM164 252H165V251H164ZM187 252H188V253H187ZM213 252H215V255L217 256V258H215L216 256L210 254V253H213ZM228 252H229V251H228ZM247 252H248V254H246ZM193 253H195V254H193ZM208 253L210 254V255H209V256H210L209 258L212 259V260H209V258H208V261H207V260H206L207 258L203 257V259L205 258L204 260H206L207 262H206V261H203L202 256H204V254H205V256L207 257V256H208ZM229 253H232V252H229ZM257 253H258V252H257ZM261 253H263V254H261ZM162 254H163V253H162ZM184 254L187 255V256H185ZM197 254H198V255H197ZM236 254H237V253H236ZM236 254H235V255H236ZM239 254H237V255H239ZM153 255H154V254H153ZM163 255H164V254H163ZM170 255H171V256H170ZM211 255H212V256H211ZM219 255L221 256L220 259H219V257H218ZM149 256L146 255V257L150 258ZM188 256H190V260H188V259H189V258H187ZM213 256H214V257H213ZM173 257H174V258H173ZM184 257H183V258H184ZM194 257H195V258H194ZM200 257H201V259H199ZM211 257H213V258H211ZM229 257H231V258L229 259ZM148 258H147V259H148ZM214 258H215V259H214ZM223 258H224L225 261L223 260ZM225 258H226V259H225ZM236 258H237V259H236ZM255 258H256V259H255ZM170 259H171V260H170ZM173 259H174V260H173ZM175 259H176V260H175ZM177 259H178L179 261H178ZM196 259H199V263L196 262V261H198V260H196ZM217 259H218V260H217ZM243 259H244V260H243ZM221 260H222L223 262H222ZM258 260H259V261H258ZM194 261H195V263H194ZM220 261H221V262H220ZM246 261H247V262H246ZM261 261H262L263 263H262ZM173 262H172V263H173ZM180 262H179V263H180ZM202 262H204V263H202ZM233 262H234V263H233ZM260 262H261V263H260ZM175 263H174V264H175ZM181 263H180V264H181ZM218 263H217V264H218ZM183 264H184V263H183ZM213 264H214V263H213Z\"/></svg>",
	"mask_w": 264,
	"mask_h": 264
}]
</instances>
